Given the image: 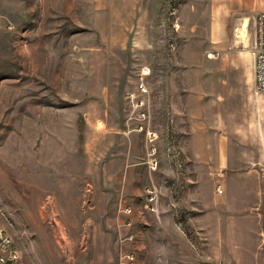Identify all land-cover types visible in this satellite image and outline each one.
<instances>
[{
    "label": "rangeland",
    "instance_id": "374dc122",
    "mask_svg": "<svg viewBox=\"0 0 264 264\" xmlns=\"http://www.w3.org/2000/svg\"><path fill=\"white\" fill-rule=\"evenodd\" d=\"M141 1L0 0V227L21 264H264L258 14L161 0L144 24Z\"/></svg>",
    "mask_w": 264,
    "mask_h": 264
},
{
    "label": "built area",
    "instance_id": "2783aa9c",
    "mask_svg": "<svg viewBox=\"0 0 264 264\" xmlns=\"http://www.w3.org/2000/svg\"><path fill=\"white\" fill-rule=\"evenodd\" d=\"M175 0H173L174 2ZM177 10L174 8V16ZM254 55V71H255V89L257 94H264V12L259 13L255 18V40L253 47ZM149 90L146 87L144 77H141V83L137 87L136 92L127 96L126 100L129 104L132 116L131 121L137 122V131L146 135L147 140L151 143L157 140L158 134L151 127L150 111L147 109ZM147 95V96H146ZM157 149L153 148V153ZM151 157V156H150ZM148 158L146 164L152 171L158 170V162L154 158ZM147 209L153 213H158V195L156 189H149L147 191ZM123 214L126 216L132 215L130 207L122 209ZM128 222V221H127ZM132 226L131 220L128 222ZM127 240L132 241V235L127 237ZM0 264H21L19 251L14 249V240L11 236L0 227ZM121 264H137V257L135 252L128 251L122 256ZM212 264H223L215 262Z\"/></svg>",
    "mask_w": 264,
    "mask_h": 264
},
{
    "label": "crops",
    "instance_id": "0c3cea01",
    "mask_svg": "<svg viewBox=\"0 0 264 264\" xmlns=\"http://www.w3.org/2000/svg\"><path fill=\"white\" fill-rule=\"evenodd\" d=\"M153 2V6H149L150 4L148 2ZM223 1L222 4H220ZM142 3V6H141ZM161 3V0H142L140 2V14L141 23L151 22L152 17L155 16L154 14L156 12H153L152 9H157ZM219 8L217 10V13L219 15V20L224 21L226 19V16L233 15L237 17L238 15H242L244 13H250L252 16H256L257 14L264 12V0H220ZM132 5V4H131ZM131 15L133 14L132 8L130 11ZM255 19V18H254ZM249 27V20L245 19L242 26L237 29V33L239 34V38L241 36L242 30H246ZM215 30V28H214ZM217 30V29H216ZM215 30V32H216ZM241 39V38H240ZM243 44V42H242ZM253 103L256 105H262L264 106V94H257L254 99ZM230 198V196L227 197V199ZM224 199V198H223ZM224 220L221 219V221Z\"/></svg>",
    "mask_w": 264,
    "mask_h": 264
},
{
    "label": "bare ground",
    "instance_id": "6f19581e",
    "mask_svg": "<svg viewBox=\"0 0 264 264\" xmlns=\"http://www.w3.org/2000/svg\"><path fill=\"white\" fill-rule=\"evenodd\" d=\"M174 15V9H173V12L172 13H170V17L171 16H173ZM243 31V30H242ZM243 32H245V31H243ZM244 38L246 39V36H244ZM247 42L245 41V45L247 46ZM134 240V236H132V241ZM14 249H16V245H15V242H14ZM135 257H136V255H135Z\"/></svg>",
    "mask_w": 264,
    "mask_h": 264
}]
</instances>
